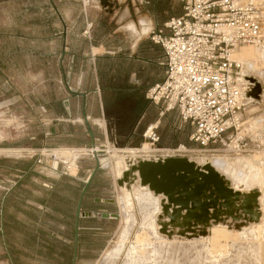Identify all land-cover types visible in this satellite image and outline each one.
I'll return each mask as SVG.
<instances>
[{"label": "rangeland", "instance_id": "rangeland-1", "mask_svg": "<svg viewBox=\"0 0 264 264\" xmlns=\"http://www.w3.org/2000/svg\"><path fill=\"white\" fill-rule=\"evenodd\" d=\"M126 10L136 22L141 15L172 16L183 11L178 0H90L89 4L84 0H0V264L71 262L77 201L95 168L96 154L107 148L81 154L74 174L67 168L62 173L59 165V178H55L46 163L38 165L36 159L43 149L51 153L63 147L34 149L31 143L43 134L40 113L46 103L62 96L58 79L88 68L82 52L90 39L105 46L99 50L103 55H117L113 51L118 45L131 53L129 36L118 30L120 24L114 20ZM85 15L93 19H89L92 24L86 38L81 36ZM141 43L153 41L149 35ZM255 48L247 46L236 54L243 62L239 72L250 87L239 146L227 141L220 142L214 153L204 151L188 139L190 127L180 122L177 112L167 111L157 127L155 143L141 135L132 145L142 144L140 148L107 150H112L116 163L118 156L172 151L200 165L209 161L236 190H261L260 220L241 229L214 225L209 233L198 229V235L168 238L159 233L162 196L139 184L120 195L110 166H101L82 199L75 264H264V46ZM152 55L144 56L150 69L158 67L150 61ZM139 56H143L141 50ZM87 73L90 78L89 68ZM101 78H105L102 73L99 82ZM256 85L259 90L254 93ZM134 86L148 100L151 84ZM101 212L110 216H99Z\"/></svg>", "mask_w": 264, "mask_h": 264}, {"label": "built area", "instance_id": "built-area-1", "mask_svg": "<svg viewBox=\"0 0 264 264\" xmlns=\"http://www.w3.org/2000/svg\"><path fill=\"white\" fill-rule=\"evenodd\" d=\"M178 1L182 13L150 32V39L163 51L164 76L147 89L146 96L162 113L177 112L180 122L190 127L188 139L200 149L214 153L220 142L227 141L239 146L250 87L239 72L243 63L234 53L242 46H264V3ZM157 127L150 124L143 132L151 144L159 138ZM43 150L36 164L46 163L53 172L60 171V165L65 174L68 160Z\"/></svg>", "mask_w": 264, "mask_h": 264}, {"label": "crops", "instance_id": "crops-1", "mask_svg": "<svg viewBox=\"0 0 264 264\" xmlns=\"http://www.w3.org/2000/svg\"><path fill=\"white\" fill-rule=\"evenodd\" d=\"M127 14L126 10L122 15H116L118 19L114 20L120 24L118 30L129 36L131 53H124L125 47L118 45L116 51H113L117 55H112L111 51H104L111 54L103 55L104 53L99 50L105 46L90 39L82 52L86 56L90 78L87 77L89 73L85 67L80 68L84 70H80L73 77L68 71L69 76L64 75L58 79L63 89L62 96L47 102L46 108L42 110L44 113H40L44 117L40 124L43 134L40 135V139L31 143L34 149L42 146L63 147L54 148L49 155L54 154L56 158L73 156L77 160L81 155H77V150L87 154V150L93 148L100 150L113 147L136 148L132 145L139 141L146 127L150 124L159 125L161 117L166 112L162 113L158 106L151 104L134 85L136 83L153 85L163 78L161 47L154 42L150 44L141 42L149 38L152 29L162 27L171 16L141 15L136 22ZM89 19L93 20L92 17L88 18L85 15L86 26L83 27L84 33H81L83 37L85 33L89 34L88 27L92 24ZM140 50L143 56H139ZM135 52L137 56L134 57L132 55ZM151 54L153 59L150 61L158 67L150 69L147 65L148 59L144 56ZM73 55L69 60V69L70 64L74 63ZM80 62L76 60L77 64ZM100 73L105 78L104 80L101 78L99 82ZM151 105L154 108L153 112ZM14 151L18 150L15 148ZM52 173L56 174L55 178H59L58 173L53 171Z\"/></svg>", "mask_w": 264, "mask_h": 264}, {"label": "bare ground", "instance_id": "bare-ground-1", "mask_svg": "<svg viewBox=\"0 0 264 264\" xmlns=\"http://www.w3.org/2000/svg\"><path fill=\"white\" fill-rule=\"evenodd\" d=\"M84 1L85 4H89L90 2V0H84ZM260 1H263L264 3V0H260ZM244 47L247 46H242L239 49H237L234 53V57H236V54ZM251 47L254 48L256 47L260 49V47L258 46H251ZM255 52L256 55H258V52L257 51ZM252 90L254 93L257 92L259 90V86L258 85L253 86ZM141 146L142 144L140 145V147ZM140 147H136V148H140ZM115 149H121V148L116 147ZM91 150L102 151L100 149H95V148ZM83 152L84 151L82 150L76 151L77 155L82 154ZM111 152L112 150H105L104 153L101 156H99V161L101 166L103 167L110 166L111 170L113 171L115 181L118 185L120 195H122V191H124L125 189H132L133 187H135L136 184H139L140 187L147 188L149 191L153 192L155 196H162L161 212L158 215L159 233L165 234L168 238L177 237V236H183V238H187L186 236H188L189 234L191 235V233H195V235H198L197 234L198 229L200 230V232H203L207 229L209 233L210 228L214 225L228 226L227 227L228 229H232V228L241 229L243 227H247L251 224L257 223L260 220L261 207L259 205H260V196L262 193L259 194V192H261V190L258 188L256 189L254 188L255 190H250L248 192L236 190L232 186L231 181L225 175H223L217 169H215L209 161H207L203 165H200L196 163L194 160L188 158L187 155L176 154L174 153V151H172L171 153H167V154H154L149 156H139L136 158L131 157V155H127V156L125 155L123 157L118 156L117 158H119V163H116V160L110 156ZM169 156L185 157L189 161L195 162L196 166H199L201 168L200 171H202L203 173L207 172L204 169V165L212 166V168H214L220 174V176L225 182V187H226L225 198L220 196L213 189L211 185H205L200 190L201 194H200L199 202L192 200L188 203L187 207H181L175 204L174 202L170 201L164 193L156 192L150 189L148 184H143L139 181L138 166L142 161L162 160L165 157H169ZM63 158H66V160H68V168L70 172L71 173L76 172L77 160L73 156H67ZM200 179L202 180V177L198 172H193L192 174H188L186 177L187 181H191L189 183L191 189L200 187V183H202ZM175 190H179V189L175 188ZM256 193L258 194V196L256 195ZM226 195L229 197V199L226 198ZM258 201H259V205H258ZM201 237H205V236H201ZM111 256L112 255H110V257Z\"/></svg>", "mask_w": 264, "mask_h": 264}, {"label": "water", "instance_id": "water-1", "mask_svg": "<svg viewBox=\"0 0 264 264\" xmlns=\"http://www.w3.org/2000/svg\"><path fill=\"white\" fill-rule=\"evenodd\" d=\"M102 154H96V165L93 172L89 175L85 181L83 188L80 192L79 199L77 201L75 221H74V238H73V253L70 264H75L77 257L78 236H79V217L81 216V203L84 194L90 184L95 171L101 167L99 156ZM204 169L207 171L203 173L199 166L192 161H189L185 157L169 156L162 160H146L142 161L138 166V175L140 182L148 184L149 188L164 193L168 199L181 207H187L190 201L200 200L201 188L205 185H211L213 189L222 197L225 198L226 187L225 182L220 174L212 168L210 165H204ZM198 172L202 180L200 181V187L191 189L186 177L188 174ZM178 188L179 190H175ZM224 195V196H223ZM226 198L229 197L226 195ZM83 215L88 216L89 213L85 212ZM99 216L109 217V213L101 212ZM116 216V214H113Z\"/></svg>", "mask_w": 264, "mask_h": 264}]
</instances>
